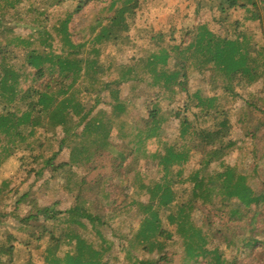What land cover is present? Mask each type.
<instances>
[{
	"label": "trees",
	"instance_id": "obj_1",
	"mask_svg": "<svg viewBox=\"0 0 264 264\" xmlns=\"http://www.w3.org/2000/svg\"><path fill=\"white\" fill-rule=\"evenodd\" d=\"M25 1L27 10L33 15L26 20L27 23L34 20L35 16L40 18L41 26L32 30V34L35 35L40 32L39 29H42L50 36L49 28L45 26L52 23V16L49 11H44L41 7L61 6L65 0H6L4 10L0 6V25H7V21L13 22L14 25L18 20H25L24 16H20L22 10H25L23 6ZM205 1L212 0H198L195 4L194 17L191 19L184 17L181 20L180 41L164 44L163 40L167 33L170 41L175 40L172 31L154 36L155 50L147 58L148 64L161 66L155 70L151 86L157 85L158 76L159 79H163L158 86L164 91L175 87L184 91L187 96L186 71L188 62L193 59L196 61L198 71L209 70L208 83L211 88H215L216 79L220 81L217 85H221L225 91L232 92L236 91L235 87L238 85L245 88L258 78L264 80V0H215L218 14L212 20L217 21L222 27L227 25L223 35L213 32L206 23L196 24ZM92 2L94 0H78L76 10ZM145 2L146 0H124L122 4L116 6L114 0H111L109 7L112 11L105 16V23L98 21V17H92L87 27L76 32H74L75 28L68 27L72 18V14L68 13L65 18L58 19L59 22L52 25V31L61 34L62 44L66 43L69 51L57 53L53 49L54 42L45 37L38 47L24 51L20 71L10 63V66H2L3 57L11 51L4 48L0 50V104L3 105L0 107V142L3 136H10L13 141L17 140L22 144L20 152L0 155V186L1 188L9 186L10 177H5V172L11 171L15 162L23 166L22 170L27 168V175H34L33 181L27 183L24 190L14 196L13 202L15 208L21 203H26L31 210L21 219L22 223L19 227H14L12 224L6 227L0 226V264H37L32 258V252L37 249L42 250L40 264H109L108 261L112 259L116 261L113 264H128L127 261L121 263L124 258L133 263L137 261L138 264H160V260H170L173 254L171 252L169 255V248L163 241L175 244L174 248H182L181 264H185L192 256L185 257V248L180 241L208 240V236L210 239H218L215 241L216 247L211 246L206 249L202 258L204 264H253L258 261L257 256L261 253V247L264 251V240L258 239V235H264V177L261 178L257 188L254 184L245 181L244 174H236L230 165H225L220 170L210 169L212 163L220 161L236 141L232 136L230 117L221 102L214 104V99L204 98L199 92L192 95L197 101L193 105L196 109L194 118L197 127H190L189 119L185 116L180 117L179 109L171 112L173 117L178 118V139L169 144L162 142L167 146L161 143V148L156 147L152 152V157L157 160L159 173L162 174L159 180H149L144 184L131 162V159L139 155L138 150L144 148L143 145L137 151L127 153L115 149L112 140L113 117L121 116L123 107L118 111V103L122 101L125 103L123 97L119 95V88L109 89L111 100L107 105L112 114L107 119L104 118L106 116L104 110L91 111L90 108L88 111H83L82 102L73 101L69 97L60 98L73 87L79 71L96 68L94 72H98L103 69L98 62L99 54L89 55L80 60L74 57L76 51L85 46H92L94 41L100 42L102 49L119 48L120 40H126L130 27H134L135 11L142 8ZM236 7L244 8L248 19L258 20L261 24V50L257 48L255 41H250L251 36L249 38L248 33L240 29L236 21L230 22L227 19L231 9ZM12 27L10 25L7 30L11 31ZM2 30L6 31L5 28ZM22 43L29 42L24 39ZM174 52L176 60L167 69L163 68L171 61ZM23 66L30 67L33 72L30 75L31 83L21 94H18L17 76ZM68 79L69 81L65 82ZM121 81L116 82L119 84ZM259 95L245 101L249 110L247 120L239 116L237 122L245 130L244 137L257 141L261 139L263 153L264 95ZM211 110L215 114H212ZM157 111L155 108L148 113L153 120L155 119L152 126L140 130L134 129L145 135L143 140L153 136L150 131L159 127V120L168 118L167 115L161 119L156 118ZM260 113L261 120L260 117L258 118ZM91 115L96 118L95 122H91L87 130L86 124L82 130H78L79 120L83 121ZM206 118H210L211 122L208 125L201 124ZM104 125L105 140L102 139ZM37 127L43 130L40 136L32 141V136L39 133L36 131ZM56 127L59 128L61 137L56 145L54 143V146H57L54 152L50 153L47 150L53 145L46 131H53ZM260 128L261 136L258 135ZM118 133H121V130H118ZM159 137L156 138L159 140ZM184 137L196 140V143L191 140L192 146L194 150L200 152L197 165L188 174H184L182 168L188 156L186 151L180 148L181 144L177 143ZM84 145L93 152L85 153ZM13 146L12 143L11 147ZM63 149L67 150V160L57 162ZM114 150L116 156L112 158L111 167L114 183L110 182L111 175L103 171L102 174L98 171L88 180L87 176L101 167L99 157L106 151L114 152ZM73 165L82 170H76ZM121 168L124 172H119ZM46 171L49 173L41 184H38L40 185L38 188L53 185L51 183L58 182L59 176L62 182L67 180L64 185L75 184V189L70 193L72 201L69 208L57 209L54 204L45 206L40 204L38 198L34 199L35 190L32 192V188L36 185L35 179L38 176L43 177ZM124 176H128L127 179H124ZM123 183L131 184L136 188L132 191L120 192L118 186H126ZM55 187L58 188L57 185ZM137 188L145 189L148 200L141 199L142 190L136 194ZM12 191L15 195L18 192L17 188ZM8 196L9 192L3 190L0 205H7L2 202L9 199ZM196 203L208 204L210 209L226 208L230 216L237 214V221L244 224L233 225L231 229L224 231L222 224L209 218H201L196 214L195 208L198 206ZM232 204H235L236 208H231ZM165 207H170V212L162 217L159 211ZM259 207L263 215L261 219L253 215L258 214ZM152 211L155 216L147 217ZM71 212H75V217L68 228L63 216H68ZM107 212L109 217L105 220ZM122 213H124L123 217L120 216ZM5 214L2 208L0 218ZM143 214L147 219H142L143 223L134 225L135 219ZM191 218H194L195 223ZM166 220H168L167 224H173L170 229L169 225L163 226ZM49 221L52 226L50 229L46 225ZM94 222L104 223L105 226L116 225L113 231L117 240H106L98 229H94ZM82 224L87 226L84 227L85 230ZM193 226L200 230L203 228L205 237H201V231L198 235L192 231ZM14 228L15 231L12 230ZM56 228L60 230L59 233L56 232ZM94 233L96 236H93ZM176 233L177 240H161L164 236L173 238ZM20 240L22 242L19 244ZM113 243H116L117 251L106 252L111 249ZM23 248L27 251H24L26 255L22 258L19 256L21 253L17 252ZM134 248L139 250V259L133 253ZM124 250L126 252L121 255V251ZM153 252L161 254L152 256ZM106 253H109L108 258L104 257Z\"/></svg>",
	"mask_w": 264,
	"mask_h": 264
},
{
	"label": "rangeland",
	"instance_id": "obj_2",
	"mask_svg": "<svg viewBox=\"0 0 264 264\" xmlns=\"http://www.w3.org/2000/svg\"><path fill=\"white\" fill-rule=\"evenodd\" d=\"M110 1L111 0H94V2L84 5L78 11L76 10L78 0H65V3L63 5L55 7L50 5H43L41 8L44 11H49L52 16V23L48 26H45L49 28L48 33L50 34V36L48 34H45L44 30L42 29H39V33H36L35 35L32 34V30H35L38 28V26H41L40 18L39 16H35L33 17L34 20H32L30 23H27L26 20L33 15H30V11L27 10L28 7L25 1L23 4L25 10H22V14H20V16H24L25 20H18L14 25L13 22L11 23L10 21L6 22L7 25H0L2 26L0 27V50L4 48L7 51H11L6 55L7 57H3L1 61L2 66H10V63L16 66L14 68L19 70L22 64V54L24 53V51L34 47H38L45 37L50 38L49 41L54 42L53 49L57 53L60 54L61 51L68 52V45L66 43L62 44L63 37L61 36V34H57L55 31H52V25L59 22L58 19L62 20L63 18H65L68 13L72 14V18L68 24V27L70 29L75 28L74 32L81 31L82 28L87 27L91 23L90 19L92 17H98V21L105 23V16L111 14L112 11L109 7ZM123 1L124 0H114L116 6L122 4ZM196 2H198V0H146L144 6L142 8H138L135 11L136 13L134 15V27H130L126 40H120V43L118 45L119 48L111 47L102 49V45L100 44V42L94 41L95 43H93L92 46H85L78 52L76 51V56L74 57L80 60L81 58L89 55L99 54L98 62H100V64L103 66V69L99 70L98 72H94L96 68H93L89 71H79L73 87L70 88L69 91L62 95L60 98L69 97L72 98L73 101L78 100L82 102V104H84L82 105L84 109H82L83 111H88L90 108L91 111L99 109L104 110L106 113V116L104 118L107 119V117L110 118L112 114L109 105H107L111 100L109 89L119 88V95L123 97L125 103L123 101L122 103H118L119 108H116L118 111H121V108L123 107L121 116L119 118H115V116L113 117L111 135L114 147L115 149L123 150V152L128 153L129 151H137L141 147V145H143L144 148L140 149V151L138 150L139 155L131 159V162L133 164L134 170H136L139 173V177L143 179L141 182L147 184L149 180H159L162 174L161 172L159 173L157 165L158 163L157 160L152 157V152L156 150V147H160L162 142H166L167 144H169L178 139V118L173 117L171 115V112H173L174 110L177 111L179 109L180 117H187L190 121V127H197V122L194 118V112L196 111V109L193 106L197 101L194 97H192V95L195 92H199L204 98L214 99V104L218 102H221V104H223L232 123V136L236 140L235 145L228 151V153L225 154L220 161L212 163L210 169L212 171H215L220 170L221 167L225 165H230L234 168L236 174L245 175L246 178H244L246 182L254 184L257 188H259L258 184H260L261 178L264 177V151L263 153L261 152V139L257 141L244 137L245 130L238 124L237 118L241 116L242 119L247 120L249 110L248 105L245 103V101L251 99L252 96H257L258 94H260L259 96L264 95V80L258 78L245 88H241L238 85L235 87L237 88L236 91L232 92L229 90L225 91L221 87V85H217V82L220 81L216 79L215 88H211L208 83V80L210 78L209 70H203L202 72L198 71L196 69V61L193 59L192 61L188 62L186 71V88L188 92L187 96L184 91H180L175 87H172V90L164 91L162 87L160 88V86H158V84L163 82V79H159L158 76L156 78L157 85L151 86V82L154 81V72L156 69H159V66H161L157 65L156 67L154 65L152 66L148 64L147 58L149 57L151 52L155 50V44L153 43L154 36H156L158 33L172 31L175 40L170 41L169 34L167 33L163 40L164 44L167 45L173 42L177 43L178 41H180L179 28L181 25V20L184 17L188 19L194 17ZM5 3L6 0H0V6L2 7L1 9L4 8ZM215 5V0L208 2L205 1L200 14L198 15V18L196 19V24L206 23L208 27L213 30V32L223 35L225 34L227 25L222 27L217 21L212 20V18L218 14ZM247 15L248 14L244 8L236 7L231 9L227 19L230 22L236 21L239 28L246 31L248 33V37L251 36V38L249 37L251 39L250 41H255L257 44V48L261 50V24L258 22V20L248 19ZM9 24L13 26L11 28V31L7 30L10 27ZM2 28H5L6 31L3 32ZM23 38L29 43H22V40H24ZM170 60L171 61H169V63L163 68L167 69L171 65V63L176 60L175 52L172 54ZM32 72L33 70L30 67H22L20 74L17 76L16 92H18V94H21L23 90H25V88L31 83L30 75ZM68 81L69 79L65 80V82ZM116 81L121 82L118 84ZM2 106L3 105L0 104V107ZM155 108H157L158 110L156 118L161 119L166 115L168 116V118L166 120H159V127L153 131H150L151 135H153L148 137L150 138V140H148V138H145L143 140V136L145 135H143L142 132L136 130L150 127L155 123V119L153 120L152 117L148 114ZM211 112L212 114H215L213 110H211ZM107 113L109 115H107ZM258 118L259 120H261V113L258 114ZM95 119L96 118L94 117V115L87 117L83 121L80 119V124L77 126L78 130H82L85 124L87 126V130L91 125V122H95ZM86 120H88L89 122L87 123ZM203 121H201V124L205 123V125H208L211 122V119L206 118V120L203 119ZM102 128L104 129L102 139L105 140V125ZM42 130V128L37 127L36 131H39V133L34 134L31 140L33 141L38 136H40ZM118 130H121V133H118ZM46 135L49 136L48 138H50L53 145V147L47 150V152H54L55 148L57 147L54 146V143L55 145L58 143V139L61 137V132L59 128L56 127L53 131H46ZM258 135L261 136V128L258 132ZM158 136H160L159 140L156 138ZM12 139L13 138H11L10 136H3L2 141L0 142V155L9 152H20L19 150L21 149L22 144L15 140V138V141H13ZM142 140L143 142H141ZM191 140L196 143V140L187 137L179 139L177 142L178 144H181L180 148L184 149L188 156L184 164H182L184 174H188L197 165L198 159L200 158V152L196 149H193V142ZM24 141L25 139H23V142ZM12 143L14 144L13 147H11ZM166 143L162 144L166 145ZM103 145H105V142ZM144 145H146V147ZM160 148L158 149L160 150ZM84 150L85 153L87 152V154L93 152L90 148H88V146H85ZM115 151L116 150H114V152L106 151L103 156L99 157L101 167L92 171L87 176L88 180L94 177V175L98 171L99 174H102V171L105 172V174H114L111 172V167L112 158L116 156L114 154ZM64 160H67L66 149H63L59 154L57 162ZM72 167L76 170H82L80 167L77 168V166L75 165H73ZM22 169L23 166L15 162L13 169L11 171L6 170L5 172V177H10V182L9 186L3 188H1L0 186V197L4 190L6 192H9V199L3 200L2 202L6 203V206L0 205V210L4 208L6 212L5 216L0 218V226L2 225L6 227L12 224L14 227H19L22 223L21 219L26 216L27 213L31 210V207L26 203H21L17 208L13 206L14 196L16 197L18 194H20L24 190L23 188L27 186L26 184L31 183L34 179L33 174L27 175V168H25L24 170ZM119 172H124V169L121 168V171ZM48 173L49 172L46 171L43 177L38 176L35 179L36 185L32 188V192L33 190H35V192H33V194L35 195L34 199L38 198L40 204L45 206L54 204L57 209L69 208L72 201L70 193H72L73 189H75V184L72 183L70 186L64 185L67 180L65 182H62V178L61 176H59L57 178L58 182L53 181L51 183L53 185H50L47 188H38L40 186L38 184H41L43 179L47 177ZM112 175L109 179L111 183H114L112 182L114 181V179H112ZM127 177L128 176H124L123 178L127 179ZM123 184H125L126 186H118L120 192L126 190L132 191L133 188H136L135 186H132L128 183ZM56 185L58 186L57 189L55 187ZM181 185L183 186L184 184ZM59 186H61L62 188H59ZM144 186V188L147 189V186ZM14 188H17L18 190L16 195L13 194L12 191ZM145 189L142 188V191L139 188L136 189V194H138V192L140 193L141 191V195L143 196L141 199L144 201L148 200V195L145 193ZM99 194L101 193L99 192ZM120 199L121 197L119 198V200ZM196 205H198L195 208L196 214L200 215L201 218H209L210 220H214L220 225L222 224V228L224 229V231H226V229H231L230 227L233 225L241 226L242 224H244V222L237 221V214L230 216L227 213L228 209L226 208L210 209V206L208 204L196 203ZM153 208L156 209L155 207ZM231 208H236L235 204H232ZM159 212L162 217H164L168 212H170V207L160 209ZM108 215L109 213L107 212L105 214V220H108ZM253 215L255 218L259 217V219H261V217H263V215H261V208H258V214ZM120 216L123 217L124 213H122V215ZM148 216L150 218L154 217L155 213L152 211L151 215L149 213L147 214V217ZM74 217L75 212L69 213L68 216H63V219H65V225H67L68 228L70 226V223L74 221ZM145 218V214L137 217L135 219L136 221L134 222V225H139V223L142 222V219L145 220ZM191 219L194 220V218ZM167 221L168 220L163 223V226L169 225L168 228L170 229L173 224H167ZM189 223L192 224V222ZM259 224H261V222H259ZM46 225L48 229L52 228L50 221L46 223ZM82 226L83 228H87L86 225L82 224ZM115 226L116 225L105 226L104 223L97 222L94 225V229H98L103 237L106 238V240H117L113 231ZM12 230L15 231V228ZM203 230V228L200 230V228L194 226L192 228V231H194L197 235L200 234L201 231L202 238L205 237ZM59 231L60 230L56 228V232L59 233ZM93 236H96L95 233L93 234ZM177 239V233L173 238H165V236L161 238V240ZM217 239L218 238L210 239V237L208 236V240H181L180 242H183L185 248V257L192 256V258H188V263L185 264H204L202 262V258L206 253V249L211 246L216 247L215 241ZM258 239L264 240V235H258ZM20 242L22 241L20 240L19 244ZM163 243L164 245L167 244V248H169V255L171 254V252H173V254L170 260H160V264H181V258L183 256L182 248H174L175 244L171 243L170 241H163ZM115 244L116 243H113L111 249L106 252H116L118 247ZM93 245H95V243ZM24 251H27V249H20L17 253H21L19 256H22L23 258L26 255V252ZM121 252V255H123L126 251L124 250ZM133 253L139 259V250H136L134 248ZM151 254L152 256H159L161 253L153 252ZM107 256H109V253L104 254V257L108 258ZM32 258L35 263L40 264L42 262V250H34L32 252ZM126 259L127 258L122 259L121 263L122 261H127L128 264H138L136 263L137 261L133 263L129 259ZM257 259L258 261L254 262L253 264H264L263 247H261V253L257 256ZM113 262L116 263V261H114L113 259L108 261L109 264H113Z\"/></svg>",
	"mask_w": 264,
	"mask_h": 264
}]
</instances>
